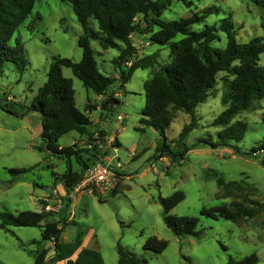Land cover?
<instances>
[{
	"label": "rangeland",
	"instance_id": "1",
	"mask_svg": "<svg viewBox=\"0 0 264 264\" xmlns=\"http://www.w3.org/2000/svg\"><path fill=\"white\" fill-rule=\"evenodd\" d=\"M159 1L165 5L160 16L164 21L188 18L207 7H217V15H209L191 26L192 30L218 25L220 19L230 15L237 42L245 43L263 33L264 11L246 0ZM92 22V28L97 30L96 21ZM80 34L81 26L70 4L59 0H34L31 13L13 34L11 43L20 39L28 66L20 73L8 61L0 69V212L51 214L45 222L58 223L61 242L72 241L80 234L85 247L97 249L104 264H118V244L146 264H226L229 258L241 259L251 253L257 255V264H264V90L255 94L228 125L238 121L247 124L242 140L222 145L219 134L227 126L214 121L224 110L221 98L232 77L228 71L219 72L208 97L194 110L196 126L184 140L189 148L186 152L178 135L189 125L191 117L181 110H172L174 117L165 129L166 144L184 153L172 158L156 151L161 144L159 133L138 123L141 110L147 107L146 82L171 60L168 44L151 43L149 34H132L133 57L158 52V58L152 68L135 70L122 85L119 67L113 62L119 50H103L97 41H91L98 71L113 82L95 101L96 95L85 89L70 69H62V75L72 80L76 107L83 111L86 104L91 105L93 114H87L91 121L89 135L72 131L57 142L60 147L84 151L79 154L87 165L83 168L75 156L66 161L46 150L40 138L39 115L28 111L53 57L81 60ZM217 35L212 45L224 47L225 34ZM259 64L264 65V53L259 56ZM128 65L122 64L121 70L127 72ZM98 127L113 138L106 140L105 132ZM99 149L108 156L104 159L106 163L121 164L113 188L86 187L74 199L70 198L72 190L67 192L62 182L66 164L82 175L93 165ZM21 168L30 170L18 176L10 172ZM112 191L116 194L112 195ZM176 191H182L185 198L170 214L198 218L200 238L176 237L166 227L158 197L165 198ZM233 203L254 211L253 216L232 222L200 213L202 209L228 207ZM7 229H0V264H33L36 249L33 241L41 240L42 228ZM152 236L167 242L162 253L143 250L144 242ZM42 247L49 249L47 264H64L51 262L49 242H43Z\"/></svg>",
	"mask_w": 264,
	"mask_h": 264
},
{
	"label": "trees",
	"instance_id": "2",
	"mask_svg": "<svg viewBox=\"0 0 264 264\" xmlns=\"http://www.w3.org/2000/svg\"><path fill=\"white\" fill-rule=\"evenodd\" d=\"M70 4L76 19L81 26L78 46L82 57L78 62L59 56L53 57L49 63L46 79L37 89L28 111L36 112L40 118V138L48 152L69 160H76L86 168L80 158V152L73 151L71 146L60 147L58 139L72 131L82 136L89 135L91 121L88 113L92 106L86 104L80 111L75 104V93L70 78L62 75V69L71 70L74 77L81 81L83 87L97 96H103L113 79L100 73L94 58L90 42L97 41L103 50L117 49L119 55L113 60L119 67V81L124 85L137 69L152 68L158 58V52L133 57L135 50L132 34H149V41L158 45L168 44L171 60L162 65L146 82L145 92L147 107L142 109L139 117L141 127H151L161 138L156 151L168 154L172 158L183 156L166 144L165 129L173 119L172 110H181L191 117L190 123L184 126L178 139L184 145V152L189 150L184 140L196 126L194 110L202 103L213 88L216 76L221 71H228L231 80L227 83V91L222 95L224 110L217 115L215 124L227 126L220 134V144L228 145L232 141L239 143L247 130V124L230 121L251 101L255 94L264 90V65L259 64V56L264 53V20L261 22L263 33L245 43L235 39L234 25L231 16L219 20L218 25H204L200 30H192L191 26L203 22L209 15L218 14L215 6L207 7L201 13H194L188 18L164 21L160 19L165 9L159 0H59ZM264 11V0H246ZM34 6V0H0V69L5 62H12L21 73L28 66L21 49L19 38L11 43L14 32L22 25ZM96 21L97 30L92 28ZM218 32L226 36L224 47H215L212 43L218 38ZM177 37H180L176 39ZM129 64L127 72L121 70L122 64ZM15 114L14 111L6 109ZM264 124V117L262 118ZM143 130V129H139ZM219 144H216L217 146ZM264 151V148H263ZM96 153L94 155V158ZM30 168L14 169L10 172L21 175ZM82 179V175L73 172L70 165L62 175V182L67 192ZM95 194L96 193H92ZM116 191H112L115 195ZM185 198L182 191H176L168 197H158L163 209V221L176 237L192 236L200 238L197 230L198 218L171 215L170 211ZM201 215L216 219L236 222L241 218L253 216L240 204L202 209ZM44 212L20 211L16 214L8 211L0 212V229L8 227H39L42 228L41 240L34 250L33 264H47L49 249L42 247L43 242L51 244V262L64 264H104L101 254L96 250L82 247L81 235L77 234L72 241L61 242V229L57 222H45ZM167 242L155 236L149 237L142 248L155 254L162 253ZM224 248V247H223ZM118 264H146L144 259L135 257L131 252L117 245ZM75 256V257H74ZM74 257V258H73ZM258 257L251 253L241 259L229 258L226 264H257Z\"/></svg>",
	"mask_w": 264,
	"mask_h": 264
},
{
	"label": "built area",
	"instance_id": "3",
	"mask_svg": "<svg viewBox=\"0 0 264 264\" xmlns=\"http://www.w3.org/2000/svg\"><path fill=\"white\" fill-rule=\"evenodd\" d=\"M118 119L121 118L118 116ZM89 147L91 146L89 145ZM105 156L106 153H104L103 150H97L93 165L84 171V174H82V179L69 193L70 198L74 199L75 194L78 193L79 190H82L86 187H95L102 190L113 188L115 176L119 174L118 168H121V164L117 163L115 166H112L111 162L106 163L104 161V159L108 157ZM49 208L50 207L46 205L45 209L49 210Z\"/></svg>",
	"mask_w": 264,
	"mask_h": 264
},
{
	"label": "crops",
	"instance_id": "4",
	"mask_svg": "<svg viewBox=\"0 0 264 264\" xmlns=\"http://www.w3.org/2000/svg\"><path fill=\"white\" fill-rule=\"evenodd\" d=\"M132 43H133V41H132ZM99 97H100V96H97V95H96V99H95V101H96L97 98H99ZM89 101L92 102L91 100H89ZM93 103H94V102H93ZM85 104H86V103H85ZM92 114H93V113L91 112V115H92ZM99 123H100V121H98L97 126H98ZM98 129L103 130V131L105 132V130L102 129V128H99V127H98ZM112 138H113L112 135L110 136V135H108V134L105 132V139H106V140H111ZM59 186H61V185L59 184V185L57 186V189L59 188ZM82 247H83V248H86L83 240H82ZM91 250H96V251H98L97 249H94V248L91 249Z\"/></svg>",
	"mask_w": 264,
	"mask_h": 264
}]
</instances>
